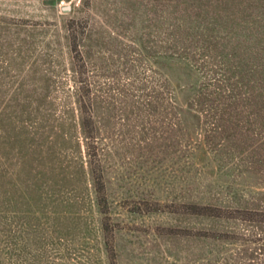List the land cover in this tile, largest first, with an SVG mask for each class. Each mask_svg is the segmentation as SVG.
<instances>
[{
  "label": "rangeland",
  "instance_id": "1",
  "mask_svg": "<svg viewBox=\"0 0 264 264\" xmlns=\"http://www.w3.org/2000/svg\"><path fill=\"white\" fill-rule=\"evenodd\" d=\"M223 69L264 88V0H0V231L29 252L11 264H108L81 115L119 222L117 263H192L197 244L173 232L200 226L182 213L211 167L142 92L165 86V107L175 86Z\"/></svg>",
  "mask_w": 264,
  "mask_h": 264
},
{
  "label": "trees",
  "instance_id": "2",
  "mask_svg": "<svg viewBox=\"0 0 264 264\" xmlns=\"http://www.w3.org/2000/svg\"><path fill=\"white\" fill-rule=\"evenodd\" d=\"M230 56L237 58L233 53ZM230 56L225 60H230ZM220 60L223 62V57ZM247 74L244 69H223L212 83L179 84L175 86L178 92L171 106H163L165 86L144 88L142 92L143 110L165 111L170 119L176 120L179 123L176 130L185 136L183 146L190 159L206 158L211 167L212 178L192 188L200 197L192 192L193 197L184 204L182 213L191 220H199L200 226L185 227L182 233L173 232L197 244V249L190 250V264H264V88L255 90L249 86ZM164 79L163 85H169L168 77ZM202 119L206 125L200 123ZM91 122V117L81 115L83 136L86 141L92 140L87 147L88 163L94 205L100 216L101 247L108 264H118L115 237L119 222L112 216L113 202L108 198L107 181L96 160L99 153L97 142H93ZM196 132L200 135L195 136ZM256 175L263 178L254 179ZM254 184L263 187L255 189ZM26 247L5 227L0 231V264L27 257ZM47 248L33 249L31 259L41 257ZM56 255L57 249L50 256Z\"/></svg>",
  "mask_w": 264,
  "mask_h": 264
},
{
  "label": "water",
  "instance_id": "3",
  "mask_svg": "<svg viewBox=\"0 0 264 264\" xmlns=\"http://www.w3.org/2000/svg\"><path fill=\"white\" fill-rule=\"evenodd\" d=\"M63 8H64V9H69L70 7H69V5H66V6H64Z\"/></svg>",
  "mask_w": 264,
  "mask_h": 264
}]
</instances>
